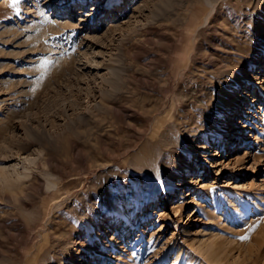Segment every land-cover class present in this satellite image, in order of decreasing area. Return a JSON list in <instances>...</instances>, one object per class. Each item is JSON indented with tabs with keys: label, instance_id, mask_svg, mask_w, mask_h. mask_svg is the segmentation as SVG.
Listing matches in <instances>:
<instances>
[{
	"label": "rangeland",
	"instance_id": "1",
	"mask_svg": "<svg viewBox=\"0 0 264 264\" xmlns=\"http://www.w3.org/2000/svg\"><path fill=\"white\" fill-rule=\"evenodd\" d=\"M112 1L0 0V264H264V0Z\"/></svg>",
	"mask_w": 264,
	"mask_h": 264
},
{
	"label": "bare ground",
	"instance_id": "2",
	"mask_svg": "<svg viewBox=\"0 0 264 264\" xmlns=\"http://www.w3.org/2000/svg\"><path fill=\"white\" fill-rule=\"evenodd\" d=\"M117 0H114V1H112V4L111 5H113V2H116ZM130 1V0H129ZM83 2V0H71V2L70 3H68L67 5H70L71 7L70 8H68L70 11L72 10V11H74L75 9H73V7H77V6H81V3ZM7 3H8V5H9V9H11V10H13L14 8L11 6V4H12V0H7ZM7 3H5L6 5H7ZM121 3H123V7H126V4H127V0H119V2L116 4V8L117 9H119L120 7H122V4ZM6 5H5V7H6ZM57 8H64L63 6H61V5H57L56 6ZM8 8H7V10H8ZM84 8V7H83ZM83 8H80V9H83ZM6 10V11H7ZM82 13V12H81ZM84 13V12H83ZM85 16H87L86 14H84ZM83 18H85V17H83ZM249 19V18H248ZM247 21V20H246ZM82 22H84V20H82ZM258 23L261 25V26H264V17H256V18H251V19H249V23L248 24H246V23H244V24H246V25H248L249 26V28H253L254 30H258V28H260L259 26H258ZM94 29H96V28H94ZM261 29L262 30H264V27L262 28L261 27ZM252 31V30H251ZM248 32H250V30L248 31ZM253 32V31H252ZM252 32H250V33H252ZM254 33V32H253ZM261 33H263V32H261ZM251 35V34H250ZM248 37V36H247ZM247 39H249V38H247ZM255 63H256V65H260L261 64V66L262 65H264V47L262 48V50H261V52H260V54H259V57H257V59H256V61H255ZM227 74V73H226ZM226 74H223V75H221L220 77H218L217 76V79L214 81V82H212V83H214V85H217V89H221V88H227L226 87V85L228 84L229 85V79H228V75H226ZM233 75V74H232ZM249 79L248 78H246V79H244L243 80V82H242V84H243V86L244 87H246L245 89V94L243 95L244 96V98H242L243 100H244V102L245 101H248L249 99L251 100L252 99V94H251V91H248L247 89L250 87V82L248 81ZM261 81V83L260 84H262V83H264L263 82V80H264V76L263 77H261V79H260ZM231 81H235V80H231ZM236 83V82H235ZM216 89V90H217ZM228 90H229V88H228ZM224 93H226V90L225 91H223ZM223 92L222 91H220V93H222L223 94ZM219 93V92H218ZM219 93V94H220ZM218 94V95H219ZM227 96V95H226ZM221 97V96H220ZM219 99V98H218ZM227 100H228V97H227ZM216 102V101H215ZM228 102V101H227ZM234 103H229L228 104V108H227V112L229 111V112H231V109L234 107H236V104L238 103L237 101H233ZM211 104V103H210ZM214 104V103H213ZM218 104L219 105H221L222 107H223V105H225L224 104V102L222 101V100H219V102H218ZM217 106V105H216ZM220 108V107H219ZM221 109V108H220ZM216 110V109H215ZM222 110V109H221ZM213 111H214V109H213ZM206 112V111H205ZM228 112V115L229 114H231V113H229ZM215 113V112H214ZM217 113V112H216ZM208 115V114H207ZM219 115V114H218ZM215 116V115H214ZM217 116V115H216ZM215 116V117H216ZM208 118H209V116H208ZM213 119H214V117H213ZM216 119V118H215ZM212 120V119H211ZM213 121H215V120H213ZM217 122V121H216ZM213 123V122H212ZM211 123V124H212ZM214 124H215V122H214ZM216 126V125H215ZM207 127V126H206ZM210 127H211V125H210ZM212 128V127H211ZM249 127H248V125L246 124V123H244L243 124V127H242V129L241 130H245V129H248ZM213 129V128H212ZM216 131V130H215ZM214 131V132H215ZM213 134V133H212ZM244 135H245V133H241V138H243L242 140H244ZM233 144H235L236 142H235V140L234 141H231ZM239 146L240 145V143H236L235 144V146ZM233 147V146H232ZM173 148H175V149H179V148H177V147H173ZM207 149L205 150V152L206 153H208V157H212L213 155V153L215 152V150H214V147L212 146V143H207V147H206ZM231 148V147H230ZM26 160L28 161V162H30V164H32L31 163V161H30V159H28V158H26ZM25 161V160H24ZM23 161V162H24ZM26 162V161H25ZM27 163V162H26ZM34 163V162H33ZM16 164V165H15ZM14 165H11V166H7V167H4L5 169L4 170H6V169H8V168H13V173L16 175V178H15V182H17V181H21L22 179H24V178H27V177H29L30 176V170H31V167L30 166H28L27 164L26 165H20L19 163L17 164V163H15ZM25 164V163H24ZM19 166H21V168L23 167V169L21 170V171H19ZM191 170V167H185V170H184V172L183 173H181V171H179L178 173H176L175 175H173L172 176V182H174V186H175V189H176V187L177 188H181V190L183 189V184H184V182H185V173L186 172H189ZM3 171V170H2ZM4 172V171H3ZM6 173V172H5ZM187 175V174H186ZM241 175V172L239 173V176ZM239 178V177H238ZM54 185V184H53ZM181 190H180V192H181ZM180 192H177V190L175 191V193H180ZM241 193L242 192H240V191H238L237 193H236V195H238V199H239V197H241ZM242 196H244V195H242ZM243 198V197H242ZM249 200V199H248ZM239 205V204H238ZM236 209H237V207H236ZM235 209V211H238V210H236ZM118 210V209H117ZM240 211V210H239ZM117 212V214L119 215L120 214V216L119 217H117L116 215H114L113 214V216H110V223L111 222H115V221H118V220H121V221H123V219H124V221H125V223L126 222H129V221H131V217H129L126 213H123V211H116ZM77 261H75V262H72V263H69V264H84L82 261H79L78 263H76Z\"/></svg>",
	"mask_w": 264,
	"mask_h": 264
},
{
	"label": "snow or ice",
	"instance_id": "3",
	"mask_svg": "<svg viewBox=\"0 0 264 264\" xmlns=\"http://www.w3.org/2000/svg\"><path fill=\"white\" fill-rule=\"evenodd\" d=\"M21 0H12V4L11 6L15 9L18 7V5L20 4ZM45 63H48L47 61H45ZM242 240H248L250 239V237L248 236H244V237H241Z\"/></svg>",
	"mask_w": 264,
	"mask_h": 264
}]
</instances>
